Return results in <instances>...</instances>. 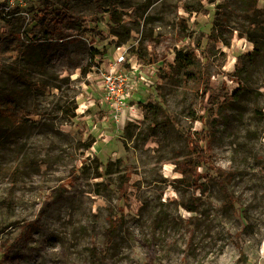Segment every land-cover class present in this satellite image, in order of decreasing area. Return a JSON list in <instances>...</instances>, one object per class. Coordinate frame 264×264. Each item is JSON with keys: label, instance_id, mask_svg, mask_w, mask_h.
<instances>
[{"label": "rangeland", "instance_id": "374dc122", "mask_svg": "<svg viewBox=\"0 0 264 264\" xmlns=\"http://www.w3.org/2000/svg\"><path fill=\"white\" fill-rule=\"evenodd\" d=\"M185 1L103 0L104 8L125 13L116 35L97 0H0V35L19 34L25 49L12 61L0 55V102L15 95L37 113L25 127L0 115V264H99L90 248L106 245L110 221L122 205L124 218L103 264H264L261 60L246 66L250 90L220 118L209 151L212 162L229 173L233 206L224 204L214 183L202 194L177 180L174 149L185 151L177 131L159 134L161 146L140 134L143 106L133 110L139 120L127 132L98 99L99 70L121 51L137 54L141 44L167 71L178 49L199 44L212 85L226 81L231 91L237 88L226 73L235 70L238 55L264 53V0H237L233 29L226 32L229 45L207 41L215 5L205 3L202 12L189 14ZM64 9L97 26L103 40L82 33L76 22L52 28L39 20L40 10ZM156 81L182 127L201 130L202 123L186 112L202 113V103L172 80ZM149 96L156 98L155 88Z\"/></svg>", "mask_w": 264, "mask_h": 264}, {"label": "trees", "instance_id": "16d2710c", "mask_svg": "<svg viewBox=\"0 0 264 264\" xmlns=\"http://www.w3.org/2000/svg\"><path fill=\"white\" fill-rule=\"evenodd\" d=\"M102 2L103 0H97L98 10L107 14L109 24L112 26V32L118 35L119 33L116 29L117 26H122L125 13L113 6L104 8ZM205 3L215 5V14L212 20L213 26L207 41L209 43L223 42L229 45L230 42L226 38V32L232 28L231 19L238 7L237 0H190L183 3V8L189 14L202 12ZM38 17L40 21H48L52 28L66 22H76L81 28H85L82 33H91L94 37H100L101 35L97 26L90 27L89 21L87 23L84 22L86 19L82 16L73 17L70 15L68 9H64L63 12L54 13H49L47 10H40ZM97 21L98 19L95 17L91 19V22L96 23ZM232 33L233 31L231 30V37ZM129 37L130 29H128L126 35L123 37V41ZM100 39L103 40V37H100ZM198 49H200L199 44L197 47L188 46L178 49L174 63H168L170 69L167 71L165 67H161L157 79L172 80L184 88L195 103H202L205 108L202 113L201 111L196 112L192 108L186 112L187 116L193 122L200 121L202 123L201 130L196 131L191 128L182 127L178 117L168 110L165 96L161 91L162 85L157 83V81L153 87L157 94L156 98L153 99L148 95V102L142 105L147 116H145L146 121H144V126L140 128V134H145V138L152 137L158 139L159 134L167 135L173 130L177 131L178 135L184 141L185 148L184 152L179 149H174L175 156L172 162L175 164V170L181 174V177L177 180L193 186L194 189H200L202 194L208 190V186L211 183H214L224 195V204L233 206L234 200L226 187L229 173L224 168L216 166L212 162L209 151L211 150L213 135L220 118L226 114L227 110L234 108L237 99L246 95L250 90L247 84L248 82L245 79L246 66L248 64L256 65L260 60L264 64V53L258 54L254 50L253 52L238 55L235 70L226 73L230 79L236 81L238 84L237 88L231 91L226 81H223L218 87L212 85L209 61L197 52ZM200 50L203 54L205 49ZM24 51V42L19 34L10 32L0 35V55L12 61ZM95 52L99 51L95 50ZM137 54L140 62L146 64L154 62L152 53L142 44ZM21 76L26 81L29 80L27 74H22ZM36 114L35 111L26 110L15 95H10L5 102H0L1 118L12 126L25 127L34 122L32 118ZM131 125H133L132 122H128L125 125L127 132ZM157 139L155 140L162 146L161 141ZM90 146L91 143H89L88 147ZM163 162L167 161L164 160ZM199 168H202V170L199 171ZM108 184L111 186V183ZM180 204L191 211L199 210L196 203L188 205L181 201ZM118 211V214L110 221L106 245L101 250L96 246L90 248L91 255L99 258V264L104 263L109 249V241L114 231L123 221L124 205L119 206ZM237 235L239 236V233Z\"/></svg>", "mask_w": 264, "mask_h": 264}, {"label": "built area", "instance_id": "2783aa9c", "mask_svg": "<svg viewBox=\"0 0 264 264\" xmlns=\"http://www.w3.org/2000/svg\"><path fill=\"white\" fill-rule=\"evenodd\" d=\"M113 61L97 74L100 80L98 99L107 110L109 119L117 127L124 128L128 122L139 120L133 110L138 107L142 111V105L148 102L147 95L157 82L160 66L142 63L138 54L130 55L126 50Z\"/></svg>", "mask_w": 264, "mask_h": 264}]
</instances>
